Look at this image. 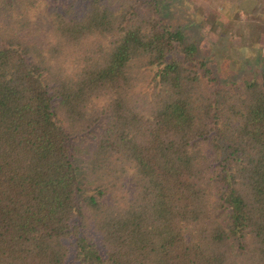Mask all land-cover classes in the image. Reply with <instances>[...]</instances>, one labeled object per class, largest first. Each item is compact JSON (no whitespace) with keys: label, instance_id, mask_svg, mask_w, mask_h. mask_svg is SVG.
<instances>
[{"label":"trees","instance_id":"16d2710c","mask_svg":"<svg viewBox=\"0 0 264 264\" xmlns=\"http://www.w3.org/2000/svg\"><path fill=\"white\" fill-rule=\"evenodd\" d=\"M198 52L159 0H0V264H264V70Z\"/></svg>","mask_w":264,"mask_h":264},{"label":"rangeland","instance_id":"374dc122","mask_svg":"<svg viewBox=\"0 0 264 264\" xmlns=\"http://www.w3.org/2000/svg\"><path fill=\"white\" fill-rule=\"evenodd\" d=\"M161 17L179 26L186 42L199 47L221 79L264 70V0H159ZM79 162L90 150L86 137L74 141Z\"/></svg>","mask_w":264,"mask_h":264}]
</instances>
